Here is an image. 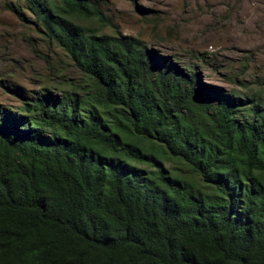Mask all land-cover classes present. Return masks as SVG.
Listing matches in <instances>:
<instances>
[{"label": "trees", "instance_id": "obj_1", "mask_svg": "<svg viewBox=\"0 0 264 264\" xmlns=\"http://www.w3.org/2000/svg\"><path fill=\"white\" fill-rule=\"evenodd\" d=\"M82 74L0 107V264H264V103L205 85L95 0H11Z\"/></svg>", "mask_w": 264, "mask_h": 264}, {"label": "rangeland", "instance_id": "obj_2", "mask_svg": "<svg viewBox=\"0 0 264 264\" xmlns=\"http://www.w3.org/2000/svg\"><path fill=\"white\" fill-rule=\"evenodd\" d=\"M10 1L0 0V107L15 113L25 100L60 97L82 74ZM95 1L110 20L105 34L139 39L201 83L264 103V0Z\"/></svg>", "mask_w": 264, "mask_h": 264}]
</instances>
